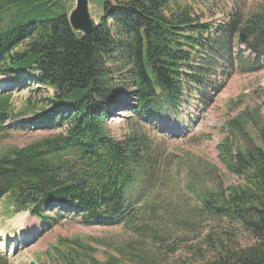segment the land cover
Here are the masks:
<instances>
[{"label":"trees","instance_id":"trees-1","mask_svg":"<svg viewBox=\"0 0 264 264\" xmlns=\"http://www.w3.org/2000/svg\"><path fill=\"white\" fill-rule=\"evenodd\" d=\"M177 2L101 0L98 25L82 36L72 32L58 0H0V78H8L10 87L0 88V136L17 128L64 129L2 149L0 201L7 199L15 212H28L48 229L70 215L87 226L139 231L163 207L152 200L159 185L182 182L196 212L178 221L179 229L198 234L223 220L254 240L243 249H221L220 240L210 241L211 230L202 243L214 244L213 257L203 264H264V121L258 112L247 109L222 127L228 136L218 145V162L238 179L231 186L215 166L208 170L204 164L203 177L199 166L186 164L189 159L163 155L139 123L179 120L188 99L208 89L210 66L226 61L233 44L241 55V33L248 39L244 47L264 65V8L247 18L232 12L215 27ZM14 87L52 93L14 110ZM127 98L134 105H125ZM121 110L136 121L115 138L106 122ZM144 198V206L135 208ZM232 234H222L226 243ZM126 247L113 252L127 261L142 258ZM52 249L57 264H121L114 255L98 260L102 252L79 239L58 240ZM0 264H9L1 253Z\"/></svg>","mask_w":264,"mask_h":264},{"label":"rangeland","instance_id":"rangeland-1","mask_svg":"<svg viewBox=\"0 0 264 264\" xmlns=\"http://www.w3.org/2000/svg\"><path fill=\"white\" fill-rule=\"evenodd\" d=\"M100 1L89 0V10L95 21L101 13V7L96 6ZM178 2L191 7L193 15L200 21H210L214 24L224 22L232 12H239L247 18L259 8H264V0H178ZM58 5L61 12L69 14L74 8L75 0H58ZM229 50L228 61H233L235 68L227 66L228 62H219L218 66H211L213 73L208 77L211 84L207 89L208 96L205 105L198 102L197 98H201L195 94L194 98L188 99L180 120L177 119L172 124L162 122L155 125L162 127L159 133L155 134L157 131L154 129L155 126L151 127L156 131H152L146 125H142L143 128L140 127L161 146L164 155L169 154L178 160L189 159L186 164L194 168L199 166L198 171L203 177L204 164H207L208 170L216 166L219 172L214 173L220 176L225 186L237 185L239 181L217 163L216 147L225 136H228L222 127L227 123H232L247 109L258 112L261 120L264 121V65L260 63L250 66L251 62L246 58L247 53L245 52L243 54L245 65L236 68V57L232 48ZM256 67L257 69H252ZM51 93V90L41 87L14 91L12 101L19 104L13 108L18 109L24 106L27 100H30L31 105L35 102L40 103L50 98ZM134 103L132 99L125 100V105H134ZM130 117L132 114L128 111L117 113L107 123L115 138H121L134 126ZM164 125H169V127H164ZM20 126L24 127V124ZM163 130L170 135L161 137ZM50 134L49 131H32L28 128L13 129L0 136V152L10 147L25 146L33 140ZM181 177L183 179V176ZM151 188L149 187L148 193ZM182 190H184V183L161 184L158 193L164 196V207L155 211L153 223L145 225L139 231L130 230L122 225L116 227L86 226L79 217L70 215L60 219L50 229H45L24 213L21 214V222L14 220L10 222L12 218L9 212L10 202L2 199L0 201V252L9 258V264H28L33 261L36 264H57L52 261L54 255L52 248L57 246V241L79 239L103 253L96 255L100 261H106L108 256L114 255L121 259V264H203L213 257V253L210 252L214 251V244L202 243L211 230L213 234L210 236V241L214 239L217 243L220 240L221 249L228 245L229 249L239 250L254 243L248 234L238 231L235 225L223 220L209 222L208 228L198 234H190L185 229H179L178 221L185 217L194 218L196 212V206L183 196ZM158 199L159 196L153 201ZM145 200L146 198L135 208H142ZM50 215L53 218L56 217L54 214ZM30 222L39 233L33 231L27 234L29 230L27 226ZM225 232H233L228 237L227 243V237L222 235ZM14 233H19L18 241L2 237ZM126 245H131L141 252L142 258L138 261L135 259L127 261L113 252L115 248H127Z\"/></svg>","mask_w":264,"mask_h":264},{"label":"water","instance_id":"water-1","mask_svg":"<svg viewBox=\"0 0 264 264\" xmlns=\"http://www.w3.org/2000/svg\"><path fill=\"white\" fill-rule=\"evenodd\" d=\"M67 18L72 32L82 36L89 35L97 26V20H94L89 10V0H75V7ZM245 41L246 37L242 36L240 42L245 43Z\"/></svg>","mask_w":264,"mask_h":264},{"label":"bare ground","instance_id":"bare-ground-1","mask_svg":"<svg viewBox=\"0 0 264 264\" xmlns=\"http://www.w3.org/2000/svg\"><path fill=\"white\" fill-rule=\"evenodd\" d=\"M98 5V4H97ZM100 5V4H99ZM100 8V7H99ZM238 10V9H237ZM196 21V20H195ZM8 87V84L2 80H0V88H7ZM32 114V113H31ZM178 183V182H177ZM177 188V187H176ZM165 200V199H164ZM163 206V205H162ZM21 218H22V215H19L15 218V222H21ZM55 221V220H54ZM14 222V223H15ZM174 225V224H173ZM165 228V227H164ZM31 234V233H30ZM3 239H11V240H15V241H18L19 240V233H16V234H12L11 236L8 237V235L6 234L5 236H3ZM187 241V240H186ZM181 246V245H180ZM167 249V248H166ZM165 249V250H166Z\"/></svg>","mask_w":264,"mask_h":264}]
</instances>
